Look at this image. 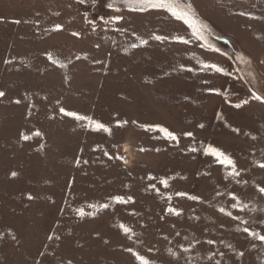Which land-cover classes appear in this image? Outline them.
<instances>
[{
	"label": "rangeland",
	"instance_id": "374dc122",
	"mask_svg": "<svg viewBox=\"0 0 264 264\" xmlns=\"http://www.w3.org/2000/svg\"><path fill=\"white\" fill-rule=\"evenodd\" d=\"M180 3L0 0V264H264V0Z\"/></svg>",
	"mask_w": 264,
	"mask_h": 264
},
{
	"label": "snow or ice",
	"instance_id": "6c2138e0",
	"mask_svg": "<svg viewBox=\"0 0 264 264\" xmlns=\"http://www.w3.org/2000/svg\"><path fill=\"white\" fill-rule=\"evenodd\" d=\"M80 3H85V0H79ZM126 5L128 6L130 11H146L149 9H156V10H165L167 12H169L173 17H175L177 20H181L183 21L185 24L188 25L189 28L193 29V34L197 36L198 39H206V37L204 36V32L203 29L206 27L204 25L199 24V22L195 19L194 15H192L190 9L191 6L190 5H183L180 3V0H125ZM108 7H112V5H108ZM116 11H119V9H115ZM117 22H119V20L121 18H115ZM18 22V21H17ZM58 30H59V26H58ZM73 35H77L76 33H73ZM155 39L157 40H162V37H155ZM184 43H187L188 41H183ZM143 43H147V41H143ZM211 47V46H209ZM215 51H219V49H213ZM205 67H210V68H214L216 72L218 73H222L224 75H228L227 72H225V70L221 67H218L216 65H205ZM219 94V93H218ZM4 96L3 92H0V97ZM253 97L256 100H260L261 102H264V97H261L259 95H256L255 93H253ZM244 103L246 104L247 101H244ZM242 105L241 104H237L235 105L236 108H240ZM61 111L63 112L64 110L61 109ZM66 115L69 116H74L75 119L77 120H85L87 119V117L84 116H77L74 113H70V112H65ZM95 124V129L96 130H104V131H109V129H107L103 124H100L98 122H93ZM160 132H163L169 139H177L173 133L169 132L167 129L164 128H160L159 129ZM37 135H40L39 133H37ZM188 135H191L190 133ZM25 139H28V137H24ZM211 155H213L214 157L217 158V160L221 163V164H225L229 167H231L233 169V175H238L237 172H235V163L234 161L225 156L224 153L220 152L219 150L209 147L207 150ZM261 168H264V164H260L259 165ZM13 176H15L16 174L13 173ZM162 183L167 186V181H162ZM259 191L261 193H264V188H260ZM179 195H185L183 193L179 194ZM31 198V197H30ZM191 199H197L196 197H190ZM118 202L120 203H125L126 201H124L123 198L121 197H116L115 198ZM233 200H237L238 198L236 196L232 197ZM103 207H107V205H104ZM169 211L175 212V214L179 215L180 213L178 211H176L175 209H169ZM221 211H223V209H221ZM80 215L83 217L84 216V212L83 210H80ZM227 215H231V213H227ZM125 233L127 234L130 230L128 228H124ZM245 232H248L249 235L253 236V237H257L258 239H260L261 241H264V236H258L257 233L254 232H249V230L247 228L244 229ZM209 243H212V241H209ZM187 251V249L185 250ZM138 259L141 261V264H150V262L147 259H144L143 257H138Z\"/></svg>",
	"mask_w": 264,
	"mask_h": 264
}]
</instances>
